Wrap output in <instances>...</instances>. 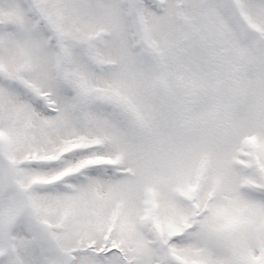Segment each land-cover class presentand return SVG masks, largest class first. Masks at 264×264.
<instances>
[{
  "label": "snow or ice",
  "instance_id": "snow-or-ice-1",
  "mask_svg": "<svg viewBox=\"0 0 264 264\" xmlns=\"http://www.w3.org/2000/svg\"><path fill=\"white\" fill-rule=\"evenodd\" d=\"M0 264H264V0H0Z\"/></svg>",
  "mask_w": 264,
  "mask_h": 264
}]
</instances>
